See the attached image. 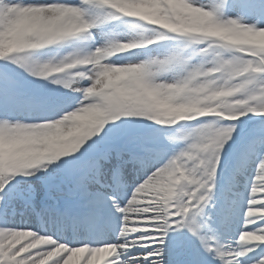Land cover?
<instances>
[{
    "label": "snow or ice",
    "instance_id": "obj_1",
    "mask_svg": "<svg viewBox=\"0 0 264 264\" xmlns=\"http://www.w3.org/2000/svg\"><path fill=\"white\" fill-rule=\"evenodd\" d=\"M0 264H264V0H0Z\"/></svg>",
    "mask_w": 264,
    "mask_h": 264
}]
</instances>
